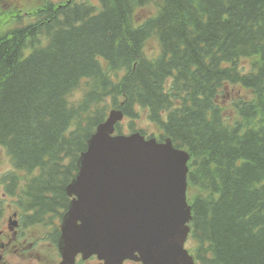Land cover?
<instances>
[{
  "label": "trees",
  "instance_id": "trees-1",
  "mask_svg": "<svg viewBox=\"0 0 264 264\" xmlns=\"http://www.w3.org/2000/svg\"><path fill=\"white\" fill-rule=\"evenodd\" d=\"M99 1L46 2L31 23L0 25V147L25 171L27 200L62 217L109 111L147 110L191 155L198 263L264 264V0ZM147 7L156 14L140 21ZM229 88L248 94L225 106Z\"/></svg>",
  "mask_w": 264,
  "mask_h": 264
},
{
  "label": "water",
  "instance_id": "water-1",
  "mask_svg": "<svg viewBox=\"0 0 264 264\" xmlns=\"http://www.w3.org/2000/svg\"><path fill=\"white\" fill-rule=\"evenodd\" d=\"M123 119L121 110L111 111L78 160L79 171L66 189L74 199L62 224L64 255L196 264L185 248L193 219L190 154L170 139L115 135Z\"/></svg>",
  "mask_w": 264,
  "mask_h": 264
},
{
  "label": "flooded vegetation",
  "instance_id": "flooded-vegetation-1",
  "mask_svg": "<svg viewBox=\"0 0 264 264\" xmlns=\"http://www.w3.org/2000/svg\"><path fill=\"white\" fill-rule=\"evenodd\" d=\"M26 187L18 180L0 183V264H142L137 259L111 263L84 254L66 260L61 250L64 216L53 222L41 218L25 199ZM71 201L68 197L64 214Z\"/></svg>",
  "mask_w": 264,
  "mask_h": 264
},
{
  "label": "rangeland",
  "instance_id": "rangeland-1",
  "mask_svg": "<svg viewBox=\"0 0 264 264\" xmlns=\"http://www.w3.org/2000/svg\"><path fill=\"white\" fill-rule=\"evenodd\" d=\"M47 1L60 4L62 2H67L68 0H0V25L6 24V27L12 26L19 18H25L32 15L36 11L37 7L39 8ZM86 1L93 3L94 5H99V0ZM155 13L156 9L153 7H147L138 11L137 16L140 18V21H143L153 16ZM159 50V44L155 40H152L148 44L146 52L151 56H155L158 54ZM244 64L247 65L248 63L244 62ZM242 94H248V92L246 93V91L239 90L237 88H229L228 94L224 98L225 106L229 105L233 101H236L242 96ZM129 123H131V120L129 119H125L123 121V134H130L139 130L144 131L147 135L162 134L161 129L149 120L147 110L139 109L138 118L132 120L133 126L131 127ZM9 174L17 175V172L11 162V158L7 150L4 147H0V183H3L4 177ZM24 175H26L25 172H21L19 178L24 180Z\"/></svg>",
  "mask_w": 264,
  "mask_h": 264
}]
</instances>
